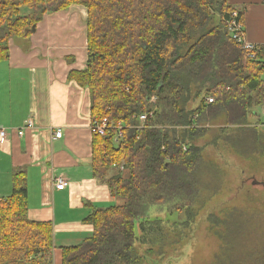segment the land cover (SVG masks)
Here are the masks:
<instances>
[{
  "label": "trees",
  "instance_id": "16d2710c",
  "mask_svg": "<svg viewBox=\"0 0 264 264\" xmlns=\"http://www.w3.org/2000/svg\"><path fill=\"white\" fill-rule=\"evenodd\" d=\"M74 2L87 9L88 58L70 77L89 89L92 121L125 125L118 142L116 130L94 134L93 172L125 201L94 209L85 219L92 235L64 247L62 264H145L163 257L171 233L189 221L169 215L194 216L216 189L207 178L217 171L196 142L207 124H221L214 135L241 157L264 160V132L251 122L264 105V46L251 59L231 37L230 0H0V60L11 36L30 35L46 14ZM154 108L139 127L138 116ZM240 215L235 208L224 218L230 229L212 264H264V248L246 247L250 232ZM52 248V224L29 219L18 171L11 195L0 197V264H53Z\"/></svg>",
  "mask_w": 264,
  "mask_h": 264
},
{
  "label": "crops",
  "instance_id": "0c3cea01",
  "mask_svg": "<svg viewBox=\"0 0 264 264\" xmlns=\"http://www.w3.org/2000/svg\"><path fill=\"white\" fill-rule=\"evenodd\" d=\"M230 2L243 12L246 38L264 46V0ZM86 18L87 9L79 5L47 14L35 32L11 36L8 56L0 60V127L12 131L0 144V197L11 195L14 175L23 171L29 219L52 224L53 264H62L64 247L92 235L85 219L94 209L125 201L93 172L90 91L70 77L87 66ZM259 112L251 122L264 132V105ZM29 117L36 129L19 136L16 129ZM201 140L209 141L210 134L196 142ZM57 176L67 179V187H56Z\"/></svg>",
  "mask_w": 264,
  "mask_h": 264
},
{
  "label": "rangeland",
  "instance_id": "374dc122",
  "mask_svg": "<svg viewBox=\"0 0 264 264\" xmlns=\"http://www.w3.org/2000/svg\"><path fill=\"white\" fill-rule=\"evenodd\" d=\"M75 5L83 6L74 2L71 7ZM257 109L260 111L261 108ZM262 120L264 121V116ZM220 125L207 124L206 126L211 127L210 140L199 141L203 149L205 147L204 159L213 171H217V175L210 174L208 178L205 175L207 182L210 183L208 187L216 188L215 191H206L208 193L205 195H209L205 196L204 205L197 204L193 207V212H197L192 216L194 218L189 216L188 212L175 213L173 220L181 221L186 218L189 219L188 223L179 228L177 235L171 233L164 247L165 255L156 259L159 261L148 258L145 264H212L216 260L215 254L221 251L219 250L223 240L221 234H226L230 229L224 223V218L235 208L246 213L245 217L240 215L239 219L246 223V233L250 232L251 245L246 247H253L257 251L264 248V185L254 183V180L264 179V160L262 159L259 165L257 161L237 156L233 148L224 145V141L218 139L222 137L220 133L214 135L219 131ZM253 175L255 178L251 177ZM225 221L229 223L228 220ZM178 237L182 239L179 240ZM178 243L180 248L177 247ZM245 252L242 253V261L247 260Z\"/></svg>",
  "mask_w": 264,
  "mask_h": 264
},
{
  "label": "built area",
  "instance_id": "2783aa9c",
  "mask_svg": "<svg viewBox=\"0 0 264 264\" xmlns=\"http://www.w3.org/2000/svg\"><path fill=\"white\" fill-rule=\"evenodd\" d=\"M240 10H241L240 8L234 7L232 14L227 21V28H228V31L231 37L242 47V49L245 50L247 57L254 59L256 58V55L258 53L259 45H257L254 42L249 41L246 38L243 22L241 21V18L239 19ZM156 101H157V96L156 95L151 96L150 102L155 103ZM209 101L212 102L213 98L209 97ZM154 115H155V108L151 109L150 111L141 113L138 116V120H139L138 126L139 127L145 126L146 121L149 118L154 117ZM36 127L37 126H36L35 119L33 117H29L26 119L25 124L21 128L16 129V132L19 136H21L25 133L27 129L34 130L36 129ZM124 128H125V125L121 121L114 122L110 120L108 117H103L102 119L92 121L91 127H90L91 132L93 134H98V135H105L111 130H116L117 131V135H116L117 142L121 138L122 130ZM11 132L9 129L5 127H0V144L3 143L8 138ZM55 136L61 137L62 131L57 130L55 132ZM121 168H123V166ZM55 182H56V187L58 189H64L68 185L67 179L63 176H57L55 179Z\"/></svg>",
  "mask_w": 264,
  "mask_h": 264
},
{
  "label": "water",
  "instance_id": "95a60500",
  "mask_svg": "<svg viewBox=\"0 0 264 264\" xmlns=\"http://www.w3.org/2000/svg\"><path fill=\"white\" fill-rule=\"evenodd\" d=\"M254 183H260V184L264 185V182L263 181L254 180Z\"/></svg>",
  "mask_w": 264,
  "mask_h": 264
}]
</instances>
